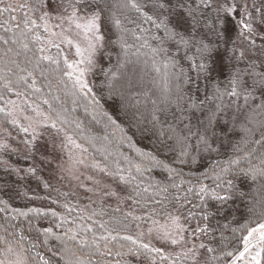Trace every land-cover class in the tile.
<instances>
[{"label": "snow or ice", "instance_id": "6c2138e0", "mask_svg": "<svg viewBox=\"0 0 264 264\" xmlns=\"http://www.w3.org/2000/svg\"><path fill=\"white\" fill-rule=\"evenodd\" d=\"M18 7L27 8L28 12H41V15L35 19L27 14L23 19V34H31L32 42L36 45L34 58L37 66L41 62L55 65L53 71L58 74L57 83L63 85L65 95L70 94L81 99L86 112L91 107L96 122H103L105 129L110 127L119 132L121 141L131 142L128 132L133 126L136 131L132 132V136H135L137 132L141 135L145 134L142 127V114L130 112L134 105L123 104L122 110L129 127L127 129L122 127L117 122L119 113L116 114L117 118H114L103 110L100 100L89 87L86 76L95 67L96 56L102 51L111 27L120 31L119 40L125 51L128 47L127 34L129 33L136 40H144L142 47L148 46V37L139 36L135 30L124 27L120 16L112 11L113 8L135 11L138 19L142 17L145 22L153 26L155 32L150 33V38L156 41V47L151 51L155 56L163 54L166 77L170 76L176 81L174 98L166 88L164 102L174 104L179 115L173 113L175 123H170L167 128H164L162 124L165 122L161 121L156 113L166 109L153 110L148 123L151 124L153 135L157 136L158 142L155 143L152 151L135 150V159L123 156V162L128 165L126 169L121 167L120 160L109 159L111 153L103 155L100 160L94 157L89 160L88 147L77 142L81 131L80 124L77 123L75 128L68 127V121L64 118L62 109L54 107L52 101L45 98L43 94L37 95L41 93V89L37 87L35 79L31 84H27L28 77H20L26 85V88L21 90L19 82L14 85L8 73L0 69L3 73L0 75V81H3L0 84V105H2L0 117L3 118V124L10 125L20 137H24L20 141L25 146L21 153L24 159L35 160L36 154L39 153L42 158L51 154L52 159L56 160L57 151L66 154L67 159H61L59 164L61 178L70 181L80 180L82 170H90L88 179L94 187L86 190L93 192L94 195L115 198L117 201L130 199L133 204L141 207L144 206L141 201L146 199L144 194L151 190L153 199L159 195L161 199L154 202L161 205L165 214V223L160 224L159 221L153 220L154 227L148 229L149 236L155 233V238L162 243L184 246L183 256L191 257V264H199L196 251L197 248H204L205 245L203 243L198 246L193 244L192 247L187 245L192 243L190 238H199L198 233L207 234L208 227L197 225L195 229H190L185 226L190 225L196 215L192 209L201 211L202 221L209 220V213L205 208L209 200L218 205L216 211L220 212L219 206L232 199V180L225 179V176L235 175L234 170L238 168L241 161L248 160L256 152V149L252 148L243 156L229 159L226 164L212 160L213 154H220V148L214 145L219 140L216 129L220 127L221 121H224V126L220 127V131L227 133V121L221 115L222 113H226L233 104H236L237 111H240L243 107L237 103L240 99L244 101L245 106L259 99L260 103L256 108L264 112V0H124V3L119 6L110 4L109 0H35L31 6L25 3ZM124 18L128 19L126 16ZM54 20L60 23L50 24V21ZM65 22L70 27L75 26L80 41L74 43L73 40L66 39L62 42L69 47H74L75 56L79 59L69 62L68 57H65L61 67V62L57 58L61 53H57L56 56L49 54L51 47L59 48L60 45L52 39L45 41L41 32L49 37L63 36V33L67 31L63 28ZM53 27H60L61 33L53 32ZM137 27L140 28L141 33L148 31L140 25ZM5 31H11V29H5ZM156 33H163V35L159 36ZM3 42L8 44V40ZM12 43H15V40ZM170 48H174L175 52H170ZM11 52V48H6L3 56L7 57ZM180 53L183 55L181 56ZM225 61L228 63L226 64ZM241 64H244V67H240ZM226 68L230 69L227 86L222 88L219 78L224 75ZM156 70L159 71V68ZM192 73L195 75L193 76ZM202 80L208 84H212L214 80L217 83L212 85L211 94L206 92L204 98L200 99L199 82ZM185 88H187V94ZM257 92H259L258 97ZM10 95H15L17 99H7L6 97ZM53 99L58 101L59 97H53ZM73 102H76L75 99ZM213 102H215L214 107L208 106ZM45 105L48 106L47 109L44 108ZM236 118L234 115L233 121ZM185 120L188 122L184 123ZM249 122L252 123L251 119ZM256 130L255 124L252 128H244L245 144H257L264 149V121L259 125L261 138L250 140L249 138ZM9 138L16 139L9 132L4 141L0 142V152L12 154L17 151L8 143ZM104 139L108 137L105 136ZM89 142L90 140H85V143ZM97 151L100 150L97 149ZM240 151L239 147H234V153ZM168 153H175V155L169 160ZM205 156L208 157L207 165H205ZM259 159L261 167L250 169L254 178L256 175L264 177V151L260 152ZM190 163H198L200 167L206 166L204 179H212L215 186L206 185L204 179L200 177H196V184H192L191 181L184 179L186 174L181 169L174 167L176 164ZM0 164L5 165L3 172L6 175H15L21 181L36 174L35 167L20 169L8 165L7 161H0ZM155 169L167 173V179L171 183L161 185L145 175ZM240 171L244 175L250 174L249 170L240 169ZM103 178H109L117 185L119 191L114 190L111 184L102 183ZM185 184L188 185L186 189ZM129 186H131V192L127 197L122 198L120 192ZM45 187H48V184H45ZM170 188L176 190L175 195L169 194ZM181 192L184 194L181 195ZM132 193H135V196ZM17 196L28 200L36 198L24 192H17ZM163 201L169 202L171 210L163 204ZM188 204H192V209H186ZM115 211L119 212L120 208L117 207ZM0 213L5 214L6 222L9 219L15 221L29 216L50 215L54 218L57 216L55 211L44 212L40 208L20 211L4 200H0ZM102 214V211L92 213L93 216ZM130 216L132 220L142 219L131 213H125L123 219L128 220ZM88 218L91 219V217ZM92 222L96 223L95 220ZM60 226L57 225V227ZM100 227L107 234L97 235L91 227L83 229L85 232L92 233L91 239L81 236L80 229H68L64 236L54 234L51 228L45 229L39 233L37 240L40 236L44 237L45 251L50 255L36 252L33 260L36 264H132V260L138 261L141 256H150L152 264H155L157 256L161 261L168 259L160 248L151 246L150 242L141 241L140 237L143 233L133 238L130 235H121L116 228L109 229L107 222L101 223ZM123 227L127 228V225ZM256 233H259L257 242L264 246V223H261L258 228L251 229L246 236L242 237L243 251H240L238 255H234L233 252L224 253L225 257L231 258V264L244 260L245 253L249 252V246L252 245L251 238ZM8 235L14 236L15 233L11 232ZM49 240L58 241L57 246H48ZM120 241H125L127 244H121ZM0 243L5 245L6 255L15 257L12 260H0V264H24L20 254L13 248L12 241L0 239ZM39 247L37 243L31 244L33 250ZM85 249H87L86 252ZM208 251H214V249H208ZM260 254L258 251L251 257L255 264H260L258 259ZM129 257L132 260H129Z\"/></svg>", "mask_w": 264, "mask_h": 264}, {"label": "trees", "instance_id": "16d2710c", "mask_svg": "<svg viewBox=\"0 0 264 264\" xmlns=\"http://www.w3.org/2000/svg\"><path fill=\"white\" fill-rule=\"evenodd\" d=\"M34 2L35 0H0V69L8 73L9 79L13 81L14 85L16 82H19L21 90H24L26 85L20 80V77H28L27 84H31L32 80L35 79L37 87L41 89V93L37 95L43 94L45 98L52 101L54 107L62 109L64 118L68 121V127L75 128L77 123L80 124L81 131L78 134L77 142L88 147V157L90 159L94 157L100 160L103 155L111 153L112 155L109 159L120 160L121 167L126 169L128 165L123 162V156L135 159V150L152 151L154 150L155 143L158 142L157 136L153 135L151 124L148 123L151 120L153 110L166 109V111H157L156 113L160 120L165 122L162 124L164 128H167L170 123H175L173 113L177 116L179 115L174 104L170 105L164 102V97L167 94L166 88L172 93L174 98L176 81L172 80L170 76L166 77V70L163 67V54L155 56L151 51L152 48L156 47V41L150 38V33L155 32V29L150 23L145 22L142 17L138 19V14L135 11L124 10L119 7L112 9V11L120 16L124 27L129 30H135L139 36L148 37V46L142 47L141 45L144 43L143 39L136 40L130 33L127 34L128 50L131 52L128 55L119 40L120 31L110 26L111 31L107 33L111 50L110 63L98 75L95 85L91 88L93 94L100 100L104 111L113 115L114 118H117L116 114L119 113L117 122L125 129L129 127V123L124 117L123 104L134 105L130 109V112L142 114V127L145 130V134L141 135L137 132L135 136H132V132L136 131L135 126H133L131 131L128 132L131 142L121 141L119 132L110 127L105 129L103 122H96L93 118L94 113L91 107L86 112L84 102L81 99H77L70 94L65 95L63 85L57 83L58 74L53 71L56 67L55 65L41 62L37 66L35 63L34 53L36 45L32 42L31 34H23V19L25 14L35 19L41 15V12H28L27 8L18 7L25 3L31 6ZM109 3L119 6L124 3V0H109ZM148 14L150 15L151 13L149 12ZM125 16L128 19H125ZM129 20L134 22L129 23ZM137 25L142 26L148 31L141 33ZM5 29H11V31H5ZM156 34L159 36L163 35V33ZM41 35L45 39L43 32H41ZM4 40H8V44H5ZM13 40H15V43H12ZM6 48H11L12 52L7 57H4L3 52ZM169 51L175 52V49L170 48ZM57 53H61L57 58L60 60L62 67L63 59L67 57L66 54L60 47H51L49 54L56 56ZM36 54L38 55V53ZM180 55L182 56L183 53H180ZM225 63L227 64L228 62L225 61ZM239 66L244 67V64ZM185 67H187L186 63ZM157 68H159V71L156 70ZM229 70V68H226L224 75L219 78L222 88L227 86ZM0 75H3V73L0 72ZM192 75L194 76L195 73H192ZM2 83L3 81H0V84ZM216 83L217 81L215 80L212 81V84H208L203 80L200 81V92L198 94L200 99L204 98L206 92L211 94L212 85ZM185 93L187 94V88H185ZM256 96H259V92L256 93ZM53 97H59V100H54ZM6 98L11 100L17 99L15 95H10ZM74 99L75 103L73 102ZM225 102H228L227 97L225 98ZM237 103L243 106L240 111H237L236 104H233L226 113L221 114L227 121V133L225 134L220 131V127L224 126V121H221L220 127L216 129L219 134V140L214 145L220 148V154H213L212 160L226 164L229 159L243 156L252 148H255L256 152L248 160L241 161L238 168L234 170L235 175L228 174L225 176V179L232 180V199L226 204L219 206L221 208L220 212L216 211L218 205L209 200L205 205L209 213V220L202 221L201 211L192 209V204L186 205V209H192L196 212V215L191 220L190 225L186 224L185 226L190 229H195L197 225L208 227L207 234L198 233V239L190 238L195 242L194 245L196 246L201 243L205 245L204 248H197L196 251V258L199 264H231V258L225 257L224 253L233 252L234 255H238L244 248L242 237L246 236L248 231L253 227L264 222V177L256 175L254 178V175L250 172L252 167H256L257 169L261 167L259 156L260 152L264 151V149L257 144H245L246 135L244 131L245 127L252 128L255 124L257 130L249 139L259 140L261 138L259 125L260 122L264 121V112L256 108L260 103L259 99L251 101L246 106L242 99L237 101ZM214 105L215 102L208 106L214 107ZM47 107V105L44 106L45 109ZM254 108L255 111L253 112ZM185 115H190V113H185ZM234 115L237 117L235 121H233ZM250 119L252 123L249 122ZM187 122V120L184 121V123ZM9 132L11 136L16 137L15 140L9 139L13 142L10 145L16 148L17 151L12 154L1 152L0 161H7L8 165L20 169L35 167L36 174L21 181L15 175H6L3 172L5 165L0 164V200L6 201L11 207L17 208L20 211H27L29 208H40L41 211H55L57 214L55 218L50 215L47 217L29 216L15 221L9 219L6 222L5 214L0 213V239L12 241L13 248L20 254L24 260V264H36V261L33 260L36 252L50 255L45 251L43 244L44 237L40 236L39 240H37L39 233H42L45 229L51 228L53 233L58 236H64L65 231L68 229H80L81 236L91 239L92 233L85 232L83 229L91 227L97 235L107 234L100 227L101 223L107 222L109 229L116 228L120 231L121 235H130L136 238L138 237L136 234L138 220H132L131 216L128 220H124L125 213L142 216L146 219L149 217H164L165 214L161 205L154 202V200H160L161 197L157 195L153 199L151 190L149 193L144 194L146 199L141 201L144 205L143 207L133 204L130 199H121L120 201L115 199L101 207L85 208L74 194L49 181L45 172L47 168L42 163L38 153L35 160L24 159L21 153L25 146L20 143L22 137L16 131H13L10 125L3 124V118L0 117V137L2 135L8 136ZM105 136L108 139H104ZM85 140H90V142L85 143ZM234 147H239L241 151L234 153ZM97 149L100 151H97ZM174 155L175 153H168L169 160ZM161 158L163 159V157ZM204 160L205 165H207L208 157L205 156ZM174 167L181 169L186 174L184 179L191 181L192 184H196V177L204 179V173L207 170L206 166L200 167L198 163H190L188 165L176 164ZM240 169L249 170L250 174L244 175ZM145 175L151 180L158 181L161 185L171 183L167 179V173L162 172L160 169H155L149 173H145ZM103 179L110 183L114 190L119 191L117 185L109 178ZM204 183L212 187L215 186L212 179H204ZM45 184H48V187H45ZM187 186L185 184L184 188L186 189ZM225 187H227L226 184ZM17 192H24L28 196L36 198L28 200L17 196ZM130 192L131 186L121 191L120 195L122 198L127 197ZM169 194L175 195L176 190L170 188ZM180 194L183 195L184 193L181 192ZM132 195L135 196V193H132ZM163 204L167 205L171 210V205L168 201H163ZM117 207L120 208L119 212L115 211ZM94 211H102L103 214L93 216L92 213ZM185 215H187V211H185ZM88 217H91V219ZM93 220L96 221L95 224H93ZM57 225L61 226L57 227ZM123 225H127V228H124ZM11 232H14L15 235H8ZM112 234L115 235V233ZM32 243H37L40 247L33 250L31 249ZM113 243L115 244L116 242L114 241ZM119 243L127 244L125 241H120ZM57 244L58 241H48V246L50 247H55ZM257 245L258 250L256 252L259 251L261 253L258 259L260 264H264V246L259 243ZM208 249H214V251H208ZM84 251L86 252L87 249ZM161 251L168 259L161 261L157 256L155 264H191V258L185 259L184 257L168 255L165 251ZM77 254L79 255L80 253ZM12 259H15V257L6 255L5 245L0 243V260ZM128 259L132 260L130 257ZM132 264H152V259L150 256H141L138 261L132 260Z\"/></svg>", "mask_w": 264, "mask_h": 264}, {"label": "rangeland", "instance_id": "374dc122", "mask_svg": "<svg viewBox=\"0 0 264 264\" xmlns=\"http://www.w3.org/2000/svg\"><path fill=\"white\" fill-rule=\"evenodd\" d=\"M53 15H55V14L53 13ZM58 23H60V21H58V20L50 21V24H58ZM63 28L67 29V31H65L63 33V36L57 35V36L49 37L47 35H44L45 41H47L48 39L54 40L57 44L60 45V48L64 51V53L68 57L69 62H72L75 59H79V57L75 56V48L67 46L65 43L62 42V40L71 39V40H73L74 43H76V42L80 41V37L77 36L78 30L75 28L74 25H72L70 27L68 25V23L65 22L63 24ZM52 31L55 33H61V28L60 27H53ZM126 53L128 55L131 54V52L128 50V47H127ZM110 56H111V50H110L109 40H108V36H107L106 41H105V45H104L102 51L99 52L96 56L95 67L86 76V79L88 81L90 88H92V86L95 85L96 78L98 77V75L109 65ZM4 138H5V135H2L0 137V142H3ZM21 139H24V137H22ZM10 141L11 140L8 139V143L12 145L13 142L12 141L10 142ZM57 143H59V141H57ZM39 156H40V154H39ZM56 156L58 157L56 160L52 159L51 154H48L43 158L40 156L42 163L47 168L45 172L47 173L46 175L48 176L49 181L51 183L57 184L58 186L62 187L64 190L74 194L81 201V203L83 204V206L85 208L95 207V206L101 207V206L106 205L107 203H110V201L115 200V198H108V197L102 198L101 196L94 195L93 192H89L86 190V189L94 187V185L88 179V177L90 176V170H82V175L80 177V180L70 181L68 179H62L61 174H60V170H59V164L61 163V159H64V160L67 159V155L61 154L59 151H57ZM89 160H91V159L89 158ZM49 161H51V164H49ZM97 178H100V177L97 176ZM102 183L110 184L107 181H105L104 179H102ZM111 187L113 188V186H111ZM138 217H142V216H138ZM153 220L159 221L160 224L165 223L164 217L163 218L162 217H154V218L149 217L147 219L142 217V219L138 220V224L136 227V234H137V236H140V234L143 233V236L140 237L141 241L143 243H149L150 242L151 246L160 248L161 250L165 251L168 255H173V256H177V257H181V258L184 257L185 259L191 258V257L186 258L185 256H183V252L185 251L184 246H182V245L181 246H172L171 244H168V243H162L160 240L155 238V233H153L152 236H149L148 229L154 227V225L152 223ZM262 223H264V222H262ZM258 227H259V224L253 228H258ZM258 237H259V233L254 234V236L251 238L252 239V245L249 246V252L245 253L244 260H240L237 264H255V261H253L251 257L254 256L256 254V251L258 250V245H257L258 244V242H257ZM193 244H195V242L192 241V243L188 244L187 247H192Z\"/></svg>", "mask_w": 264, "mask_h": 264}]
</instances>
